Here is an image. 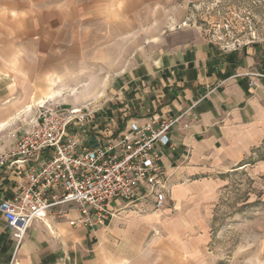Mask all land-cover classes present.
Listing matches in <instances>:
<instances>
[{
    "label": "crops",
    "instance_id": "1",
    "mask_svg": "<svg viewBox=\"0 0 264 264\" xmlns=\"http://www.w3.org/2000/svg\"><path fill=\"white\" fill-rule=\"evenodd\" d=\"M1 12L9 39L0 38V57L13 60L0 73L18 77L0 97V152L32 122L30 99L66 93L72 106L92 105L77 131L84 144L114 137L128 121L183 115L161 147L172 186L159 209H122L93 228L46 216L19 244L0 211V264L186 263L175 235L195 223L177 208L194 187L231 169L264 170V154L255 158L264 150V43L226 48L192 26L164 31L188 19L185 0H0ZM22 168L0 167V201L26 184Z\"/></svg>",
    "mask_w": 264,
    "mask_h": 264
},
{
    "label": "built area",
    "instance_id": "2",
    "mask_svg": "<svg viewBox=\"0 0 264 264\" xmlns=\"http://www.w3.org/2000/svg\"><path fill=\"white\" fill-rule=\"evenodd\" d=\"M91 114L88 105L43 101L30 126L0 152V167L22 163L27 179L12 199L0 201L18 244L32 222L46 216L93 228L122 209L156 211L169 196L172 184L160 163L161 147L170 143L169 133L183 114L128 121L114 137L84 144L77 131Z\"/></svg>",
    "mask_w": 264,
    "mask_h": 264
},
{
    "label": "rangeland",
    "instance_id": "3",
    "mask_svg": "<svg viewBox=\"0 0 264 264\" xmlns=\"http://www.w3.org/2000/svg\"><path fill=\"white\" fill-rule=\"evenodd\" d=\"M185 1L188 19L166 26L164 31L192 26L206 38L226 48L252 41L264 43V0ZM7 17L0 13V19ZM7 30L9 32L7 26L0 24L3 46L9 39L5 35ZM4 54L9 53L4 50ZM12 60L0 57V69L10 65ZM17 77L0 73V97L10 96L5 83ZM12 92V97L20 95V91ZM67 97L65 93L63 97L49 100L72 106L67 103ZM31 103L27 112L30 118L35 116L37 105L41 102L33 104L30 99ZM85 104L92 108L89 103ZM95 107H101L100 103L96 102ZM263 154L264 150L255 158L259 160ZM210 179L194 187L193 200L177 208L195 223L179 236L175 235L180 246H187L184 253L186 263L182 264H264V170L246 166L220 172L214 177V182ZM166 205L174 208L172 202ZM158 235L164 236L161 231Z\"/></svg>",
    "mask_w": 264,
    "mask_h": 264
}]
</instances>
